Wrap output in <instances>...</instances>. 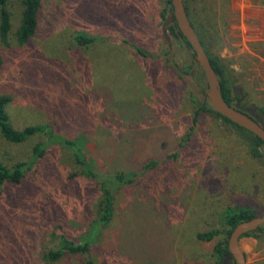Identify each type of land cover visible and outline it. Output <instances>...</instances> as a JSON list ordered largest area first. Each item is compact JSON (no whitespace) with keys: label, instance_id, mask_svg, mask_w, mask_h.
<instances>
[{"label":"rangeland","instance_id":"1","mask_svg":"<svg viewBox=\"0 0 264 264\" xmlns=\"http://www.w3.org/2000/svg\"><path fill=\"white\" fill-rule=\"evenodd\" d=\"M185 1L209 54L264 116V0ZM7 8L0 96L10 98L11 124L79 140L99 178L58 147L34 162L42 136L22 144L0 136V162L27 166L19 186L0 189V264H216L222 215L242 207L264 215V146L254 159L231 125L208 111L194 117L206 81L193 52L165 40L169 0H42L38 31L23 46L14 37L21 0ZM76 34L95 42L78 46ZM181 70L196 94L175 79ZM116 174L133 181L115 189L110 219L96 226V184ZM210 231L221 233L197 240ZM60 234L91 238L88 256L44 259ZM239 245L248 264H264V236Z\"/></svg>","mask_w":264,"mask_h":264},{"label":"trees","instance_id":"2","mask_svg":"<svg viewBox=\"0 0 264 264\" xmlns=\"http://www.w3.org/2000/svg\"><path fill=\"white\" fill-rule=\"evenodd\" d=\"M41 1L42 0H21V19L19 26L14 34L15 40L20 46L26 45L38 31ZM8 2L9 0H0V42L5 45L9 43L10 34L12 31L11 14L7 8ZM184 7L188 19L194 27V30L196 31V34L210 59L212 67L219 78L221 86V96L228 105H232L234 102V96L232 93L233 83L230 78V71L223 65H221L217 58L209 54L205 47L202 35L198 30L199 26L196 25L191 18L190 12L186 6V1H184ZM172 10V0H169V8L167 11L168 16L172 13ZM167 33L174 39L180 40L186 45L187 48H189L193 52L191 46L179 31L176 23L171 24L167 28ZM73 40L78 46L82 47L91 46L95 42V39L83 34H76L75 36H73ZM133 48L137 53L142 55L144 54L139 49L135 47ZM193 55L195 57L194 52ZM2 62V57L0 55V68L2 67ZM183 74H185V72L181 70L178 73L176 72L174 75L175 79L181 84H185V78ZM202 88L206 91L207 84L204 83ZM9 102V97L0 96V136L5 141L11 144H22L34 136H42L45 142L37 144L33 147L32 150L34 162L36 161L38 163L41 161L48 147H58L66 150L69 153L73 164L77 168H79V171L83 175L91 178L92 180H98L99 174L95 166L87 159L86 155L84 154V147L82 142H80L79 140H71L62 137L56 134L54 130L48 125L27 126L20 130L15 129L11 124L6 111ZM207 111L215 114L225 123L235 128V130L241 133L245 137V139H248V153L252 158L261 159L263 157L261 148L264 146V143L245 129L235 125L231 121L215 113L209 106L206 97L202 101L198 102V109L194 112V117L197 118L198 115H200L199 113ZM260 111L262 112V109H260ZM150 165L151 164H148L147 166ZM26 167L27 166L25 163H17L11 167H8L0 162V189L12 185L19 186L22 183V180L25 178L27 169ZM133 177L134 174H116L112 177H104L101 181L98 182V184H96V187L99 190V198L97 203L98 218L96 221V226L101 225L110 219L112 215V205L115 189L124 185L131 184L133 181ZM257 216L264 215H259L254 209L246 207H242L222 215L223 225L225 226L224 230H222V233L225 236V240L223 242H219L214 247L212 256L216 264H221L224 256L228 254V240L232 230L239 223L248 221ZM220 233V231H210L208 233L198 234L196 238L199 241H211L214 237L220 235ZM261 236H264V225L258 227L252 232L244 234L242 238L253 237L259 240ZM56 238H59L57 248H52L45 251L44 253V259L48 260L49 262L56 263L65 255H79L86 257L90 252L91 238H86L79 242L69 239L65 234H60L56 236ZM86 264H93V262L90 259H86Z\"/></svg>","mask_w":264,"mask_h":264},{"label":"water","instance_id":"3","mask_svg":"<svg viewBox=\"0 0 264 264\" xmlns=\"http://www.w3.org/2000/svg\"><path fill=\"white\" fill-rule=\"evenodd\" d=\"M185 0H172V13L168 16L162 26V33L169 43L170 37L167 35V28L176 23L179 31L191 46L196 61L204 75L207 92L206 100L211 109L231 121L235 125L245 129L250 134L260 139L264 143V123L262 118L255 116L256 108L249 110L242 109L239 102L228 105L221 96L220 81L215 73L210 59L202 46L194 27L190 23L184 7ZM190 88L192 94H196V86L189 79L184 80ZM238 89V88H234ZM264 225V216H257L248 221L239 223L231 232L228 240V254H226L221 264H248L246 257L240 248L239 242L242 236L252 232Z\"/></svg>","mask_w":264,"mask_h":264},{"label":"flooded vegetation","instance_id":"4","mask_svg":"<svg viewBox=\"0 0 264 264\" xmlns=\"http://www.w3.org/2000/svg\"><path fill=\"white\" fill-rule=\"evenodd\" d=\"M234 88H238V89H234ZM232 93H233V96H234V102L233 104H236L239 102V106L242 108V109H245V110H249V109H252V108H256L257 111L255 112V116L256 117H260L263 119V123H264V116L262 115V113L260 112V110L255 107V106H249L247 103H246V98H247V94L244 93L242 91L241 88L239 87H232Z\"/></svg>","mask_w":264,"mask_h":264}]
</instances>
